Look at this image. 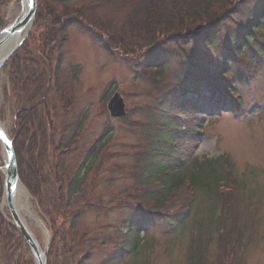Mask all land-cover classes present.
I'll list each match as a JSON object with an SVG mask.
<instances>
[{
  "label": "trees",
  "instance_id": "16d2710c",
  "mask_svg": "<svg viewBox=\"0 0 264 264\" xmlns=\"http://www.w3.org/2000/svg\"><path fill=\"white\" fill-rule=\"evenodd\" d=\"M12 1L0 0V29ZM37 8L31 34L5 64L4 95L13 105L10 137L20 179L52 232L47 264H89L100 233L83 219L93 210L121 208L127 213L129 231L121 234L124 244L103 260L119 264L127 256L143 253L141 234L160 221H166L169 234L179 232L192 218L191 192L202 190L214 201L224 200L220 210L227 200L231 203L236 195L219 187L230 179L221 162L194 159L196 165L188 171L190 162L183 148L204 132L197 118L202 103L226 100L236 93L234 79L245 81L252 68L264 61V0H38ZM73 28L133 73L153 71V83L163 88L151 106L148 144L128 167L133 182L108 200L98 195L99 185L115 181L122 165L118 152L109 151L103 141L112 134V126L106 125L98 138L86 144L88 112L78 107L68 90L70 81L80 76V66L72 65L67 73L60 50ZM221 42L219 52L211 53ZM176 59L179 73L162 84L161 74ZM189 92L194 98L187 103ZM180 113L190 119L186 125ZM3 165L0 149V206ZM216 215L226 220L224 212ZM219 230V241L230 239L226 226L195 233L199 244L192 246L189 264L242 260L240 250L247 245L236 229L234 242L228 243L232 249L225 244L220 260L207 259V245ZM109 245L101 242L103 247ZM0 264H34L21 233L1 212Z\"/></svg>",
  "mask_w": 264,
  "mask_h": 264
},
{
  "label": "rangeland",
  "instance_id": "374dc122",
  "mask_svg": "<svg viewBox=\"0 0 264 264\" xmlns=\"http://www.w3.org/2000/svg\"><path fill=\"white\" fill-rule=\"evenodd\" d=\"M6 9L5 20L8 25L21 12V0H13ZM261 43L264 46V37ZM222 46L221 42L211 49V53L219 52ZM60 50L64 52L67 73L72 65L80 66V76L77 80L70 81L68 90L77 98L78 107L88 112L84 132L86 144L89 145L98 138L106 125L113 128L112 134H106L105 139H102L109 151L118 152L122 169L115 175V181L99 185L98 195L108 200L133 182L128 167H132L138 159L140 149L147 146L148 138L151 137V131L148 130L151 114L154 113L151 106L157 103L163 88L162 85L153 83V71L139 75L133 73L119 61L110 58L103 48L98 47L91 38L77 29H70L68 41L60 46ZM180 67L178 59L171 62L160 76L161 83L174 80ZM251 73L245 81L234 79L236 93L230 95L226 101L231 100V104L236 102L237 107L222 101L202 103V110L197 118L205 129L204 134L183 148L186 151V159L190 162L188 171L195 167L194 159L199 163L204 160L220 161L224 171L230 174V179L219 185L220 191L230 188L225 193L232 192L236 196H233L231 203L227 200V204L220 210L218 206L223 204L224 200L214 201L202 190L189 193L194 201L189 222L179 232L169 234L166 221H160L158 226H152L145 234H141L140 237L145 241L143 253L127 256L119 264H189L191 260L188 262V257L192 246L199 244L194 240V235L204 229L202 227L199 230V224H205L208 230L228 227L227 236H230V239L219 241V230L215 234L216 240L212 239L207 245L209 249L205 254L208 260H220L222 249L225 244L234 242L238 230L245 232L243 240L247 247L240 250L239 256L243 257L242 260L239 258L237 264H264V61L261 65L253 67ZM7 75V69L2 68L0 120L11 134L13 105L12 100L6 99L4 95ZM115 91L122 93L126 100V121L113 119L108 112V100ZM186 98L187 103L193 101L191 94ZM191 116L189 114V117ZM179 119L183 124L190 121L188 116L182 113ZM30 201L38 219L29 222L37 240L45 247L49 244L52 232L45 216L39 211L37 201L34 197H31ZM175 208L172 207L171 210ZM221 211L226 214V220L216 215ZM5 213V216L9 215L7 210ZM84 217L83 220L88 224L92 223L97 233H100L99 247L94 250L95 255L88 263L104 264L103 260L108 253L124 244L121 234L127 232V213L121 208L108 211L97 209L87 212ZM233 217L235 219H231ZM203 238L206 239L204 236ZM103 241L111 245L103 247ZM229 246L232 249L230 244L227 248L229 249Z\"/></svg>",
  "mask_w": 264,
  "mask_h": 264
},
{
  "label": "water",
  "instance_id": "95a60500",
  "mask_svg": "<svg viewBox=\"0 0 264 264\" xmlns=\"http://www.w3.org/2000/svg\"><path fill=\"white\" fill-rule=\"evenodd\" d=\"M24 1V0H22ZM38 0H25V9L15 19L14 22L4 26L0 30V46L3 45L4 40L10 37H18L19 42L13 47L8 53L3 56L0 60V68L5 65V62L9 60L16 51L24 43L26 37L31 33L32 27L35 23V16L37 12ZM108 110L112 117H125L126 102L123 99L121 93L116 92L109 100ZM0 143L2 149V157L4 159V196L3 202H6V207L11 215V223H14L16 228L22 234L26 243L29 245L31 253L34 256L35 264H47L49 250L51 248L52 239L48 242L49 244L43 248L38 242L37 238L32 235L27 229L25 223H22L18 213L15 210L14 198L18 186L23 182L20 180L18 161L16 159V151L13 147L11 137L0 128ZM24 185V184H23ZM26 189V188H25Z\"/></svg>",
  "mask_w": 264,
  "mask_h": 264
},
{
  "label": "bare ground",
  "instance_id": "6f19581e",
  "mask_svg": "<svg viewBox=\"0 0 264 264\" xmlns=\"http://www.w3.org/2000/svg\"><path fill=\"white\" fill-rule=\"evenodd\" d=\"M25 9V0L21 3V12ZM26 10V9H25ZM19 42L18 37H10L7 40H4L3 45L0 46V60L11 50L15 45ZM0 128L7 133L6 127L4 123L0 120ZM15 198L13 200L15 205V210L18 213V216L22 223H25L27 229L30 233L35 237V233H33L31 223L29 221H37L38 217L33 211L31 204V196L29 192L25 189L24 185L21 183L16 190ZM6 208V202H3L2 209Z\"/></svg>",
  "mask_w": 264,
  "mask_h": 264
}]
</instances>
